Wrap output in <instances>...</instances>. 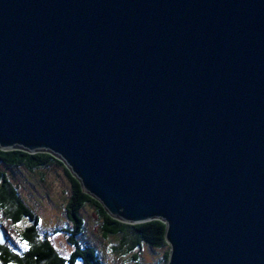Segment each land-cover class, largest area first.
I'll use <instances>...</instances> for the list:
<instances>
[{"label": "water", "instance_id": "1", "mask_svg": "<svg viewBox=\"0 0 264 264\" xmlns=\"http://www.w3.org/2000/svg\"><path fill=\"white\" fill-rule=\"evenodd\" d=\"M15 147L111 218L161 220L166 264H264V0H0Z\"/></svg>", "mask_w": 264, "mask_h": 264}, {"label": "trees", "instance_id": "2", "mask_svg": "<svg viewBox=\"0 0 264 264\" xmlns=\"http://www.w3.org/2000/svg\"><path fill=\"white\" fill-rule=\"evenodd\" d=\"M0 164L7 169L24 168L35 172L53 165L64 166L65 162L52 153L29 154L22 148L15 147L11 151L0 150ZM66 172L72 184V199L68 207V217L74 227L69 243L74 246L75 251L69 258H64L58 253L49 236L39 231V218L21 199L16 186L12 184L7 174L0 173V209L13 224H20L23 221L29 224L19 232L21 245H16L0 225L5 234V244H0V264H77L78 260L82 264H103L96 248L92 246L81 248L80 243L76 242L77 237L82 235L85 229L81 210L87 205L93 207L103 221L104 239L115 238L117 240L115 252L121 257L131 255V264H142L136 251L143 246L153 249L168 247L165 240L166 225L162 221L153 220L132 225L111 218L98 201L82 191L80 181L70 169ZM11 241H13L12 244L9 243ZM168 259L169 251L164 255V264Z\"/></svg>", "mask_w": 264, "mask_h": 264}, {"label": "rangeland", "instance_id": "3", "mask_svg": "<svg viewBox=\"0 0 264 264\" xmlns=\"http://www.w3.org/2000/svg\"><path fill=\"white\" fill-rule=\"evenodd\" d=\"M65 165H53L30 172L24 168L7 169L0 164V173L8 175L12 184L16 186L21 199L37 215L40 223L39 231L49 236L53 246L61 256L69 258L75 248L69 243L70 235L74 233L73 222L68 217V207L72 199V184L66 172L69 167ZM81 216L85 222V229L76 241L80 243L81 248L85 246L96 248L103 264H131V255L121 257L115 252L114 249L117 246L115 238L104 239L103 221L98 217L93 207L85 206L81 210ZM0 225L11 236L16 245H21L18 237L19 232L28 227L29 224L26 221L13 224L0 209ZM13 241L9 243L12 244ZM168 251L169 247L153 249L143 246L136 251V254L140 256L142 264H164V255ZM78 261L77 264H82L80 260Z\"/></svg>", "mask_w": 264, "mask_h": 264}]
</instances>
